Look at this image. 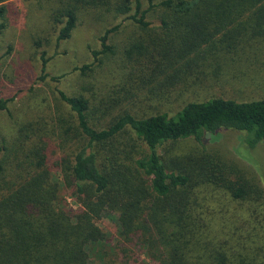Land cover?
I'll list each match as a JSON object with an SVG mask.
<instances>
[{
	"label": "trees",
	"instance_id": "1",
	"mask_svg": "<svg viewBox=\"0 0 264 264\" xmlns=\"http://www.w3.org/2000/svg\"><path fill=\"white\" fill-rule=\"evenodd\" d=\"M9 1L0 0V20ZM42 1L56 45L89 11L141 31L123 52L132 66L124 87L137 80L135 86L156 83L179 93L218 80L222 65H264V0ZM156 11L158 31L146 19ZM120 27L98 37L93 63L115 55L109 38ZM4 28L1 22L0 33ZM40 61L44 82L45 51ZM91 67L78 69L86 74ZM55 92L68 117L29 122L15 146L0 147V264H264V185L206 148L207 136L221 131L242 134L248 149L263 145L264 96L193 100L172 115L138 116L113 114L119 97L91 101ZM189 139L195 145L188 151L176 147ZM53 171L75 211L61 203ZM106 215L115 217L114 241L96 224Z\"/></svg>",
	"mask_w": 264,
	"mask_h": 264
},
{
	"label": "rangeland",
	"instance_id": "2",
	"mask_svg": "<svg viewBox=\"0 0 264 264\" xmlns=\"http://www.w3.org/2000/svg\"><path fill=\"white\" fill-rule=\"evenodd\" d=\"M160 1L154 0L155 3ZM6 5H9L7 13L0 20L5 24L0 33V99L7 101V109L0 110V147L15 146L19 129L29 122L51 125L58 115L68 117L55 89L71 96L84 94L91 101L94 98L106 102L119 97L122 102L113 114L128 111L138 116L156 112L172 115L182 103L193 100H248L264 96V65H222L218 80L213 77L209 82L180 87L179 93H164V89L155 88L156 83L138 82L135 86L137 80L130 83L132 87H124L132 66L124 60L123 52L129 41L141 34L133 23L107 15L99 17L89 11L79 15L78 25L71 37L56 45L48 3L42 0H11ZM157 11L148 13L146 18L155 31L160 26ZM117 23H121L120 29L109 38L115 55L101 58V65L93 63L91 51L99 50L98 37ZM38 41L42 42L41 47L37 46ZM42 51L48 59L46 72L49 77L44 82L38 81ZM84 65H92L91 71L82 74L78 68ZM52 77L58 82L51 81ZM132 95V99L127 98ZM194 145V141L189 139L178 142L176 147L186 152ZM206 148L245 167L264 185V144L248 149L243 144L242 134L221 131L207 136ZM52 174L60 184L61 203L68 210L75 211L76 203L63 184L60 172L53 171ZM96 224L109 239L114 241L117 238L114 216H103Z\"/></svg>",
	"mask_w": 264,
	"mask_h": 264
}]
</instances>
